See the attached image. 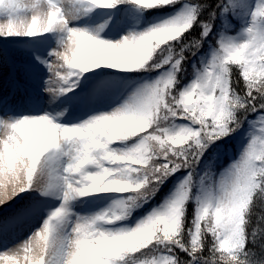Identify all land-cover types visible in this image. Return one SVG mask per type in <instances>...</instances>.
Masks as SVG:
<instances>
[{
	"label": "snow or ice",
	"instance_id": "obj_1",
	"mask_svg": "<svg viewBox=\"0 0 264 264\" xmlns=\"http://www.w3.org/2000/svg\"><path fill=\"white\" fill-rule=\"evenodd\" d=\"M0 264H264V0H0Z\"/></svg>",
	"mask_w": 264,
	"mask_h": 264
},
{
	"label": "rangeland",
	"instance_id": "obj_2",
	"mask_svg": "<svg viewBox=\"0 0 264 264\" xmlns=\"http://www.w3.org/2000/svg\"><path fill=\"white\" fill-rule=\"evenodd\" d=\"M106 196H108L109 198H114V195L113 196L106 195ZM109 202H110V200H105V201L101 202V204L98 207H105V206H107V204Z\"/></svg>",
	"mask_w": 264,
	"mask_h": 264
},
{
	"label": "trees",
	"instance_id": "obj_3",
	"mask_svg": "<svg viewBox=\"0 0 264 264\" xmlns=\"http://www.w3.org/2000/svg\"><path fill=\"white\" fill-rule=\"evenodd\" d=\"M161 15H163V14H161ZM103 195H110V196L114 195V198H115V197H118L120 194H117V193H105Z\"/></svg>",
	"mask_w": 264,
	"mask_h": 264
}]
</instances>
